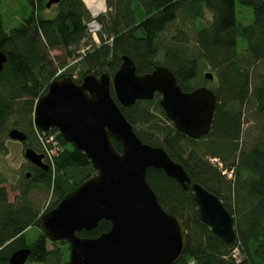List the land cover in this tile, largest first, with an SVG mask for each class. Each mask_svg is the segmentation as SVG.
Here are the masks:
<instances>
[{
  "label": "trees",
  "instance_id": "obj_1",
  "mask_svg": "<svg viewBox=\"0 0 264 264\" xmlns=\"http://www.w3.org/2000/svg\"><path fill=\"white\" fill-rule=\"evenodd\" d=\"M25 1L29 15L8 32L0 13V52L6 56L0 71V152L6 153L4 141L12 129L23 131L35 151L51 148L48 135L54 133L60 149L46 161L48 170L29 165L31 175L12 188V201L0 186V264H11V255L24 247L30 249L25 264H68L69 243L51 241L41 230L40 218L96 170L57 129L44 133L34 126V106L59 67L65 68L59 78L77 73L72 79L80 83L88 74L113 77L123 56L134 62L137 74L163 65L184 92L206 86L216 97L209 133L199 139L175 128L159 105L158 93L129 107L118 104L144 143L165 149L191 184L216 195L234 218L236 238L225 243L200 220L191 185L184 190L162 169L148 168L146 179L159 204L177 216L186 231L185 251L175 264H264V0H105L107 11L97 19L100 43L82 53L81 46L90 40V14L82 0H61L49 8L48 0ZM236 2L252 10L251 23L237 21ZM205 13L210 20L194 30V45L184 29L162 39L180 14L197 20ZM238 39L243 40L240 49ZM204 68L212 80L205 74L199 77ZM199 78V86L194 85ZM111 94L115 99L112 88ZM112 141L120 152V144ZM224 170L232 178L222 174ZM32 190L50 193L49 204L41 207ZM33 227L40 232L29 241L27 230ZM109 228L110 222L101 220L78 235L96 238Z\"/></svg>",
  "mask_w": 264,
  "mask_h": 264
},
{
  "label": "water",
  "instance_id": "obj_2",
  "mask_svg": "<svg viewBox=\"0 0 264 264\" xmlns=\"http://www.w3.org/2000/svg\"><path fill=\"white\" fill-rule=\"evenodd\" d=\"M61 0H48L46 7ZM6 56L0 52V71ZM209 80L210 73H205ZM111 88L115 99L111 94ZM160 94L159 105L175 128L191 139L209 133L216 97L206 86L184 92L173 73L163 65L137 74L134 62L122 57L113 77L85 75L80 83L69 76L54 79L34 106V126L40 131L57 129L62 139L86 154L96 173L67 193L40 218L41 230L51 241L69 243L68 264H175L185 251L182 221L167 213L146 179L148 168L162 169L184 190L191 185L200 220L225 243L236 238L233 216L221 201L201 185L192 183L184 168L159 146L144 143L119 105ZM116 100V101H115ZM118 102V103H117ZM9 138L21 143L27 135L18 129ZM115 139L121 146L118 152ZM26 160L48 170L45 155L24 149ZM26 173V178L30 177ZM101 220L108 231L96 238L78 235L94 229ZM28 247L15 251L11 264H25Z\"/></svg>",
  "mask_w": 264,
  "mask_h": 264
},
{
  "label": "rangeland",
  "instance_id": "obj_3",
  "mask_svg": "<svg viewBox=\"0 0 264 264\" xmlns=\"http://www.w3.org/2000/svg\"><path fill=\"white\" fill-rule=\"evenodd\" d=\"M105 5H106V1H105ZM106 11H107V5H106ZM235 12H236V19L239 23L246 25L252 22L253 13L250 8L236 2ZM0 13L3 19L4 29L8 32L11 29L19 26L23 22V20L27 18V16L29 15V7L25 0H0ZM209 20H210V15L208 13H205L203 19H197V20L193 19L190 16L180 14L177 18V21L174 22L170 27H168L167 31L162 35V39L163 40L168 39L169 37L174 35L176 30L184 29V31L187 32V34L190 37L189 39L190 45H194L192 41L194 30L197 29L201 24H206ZM184 24L185 26H183ZM92 45L94 44H92L90 40L89 41L87 40V43L81 46L80 53L90 49ZM242 45H243V40L238 39L239 49L242 47ZM68 64L72 65L70 60L68 61ZM64 69L65 68L59 67L56 70L55 79H60L59 77L63 74ZM205 73H210V71L207 68H204L201 71L199 77L201 78L202 74ZM72 77L76 79L77 73H74ZM200 78L197 82H194V85L199 86V84L201 83ZM245 126L246 125L244 124V128ZM4 147L6 153L4 154L3 152H0V181H1L0 186L2 185L8 190L9 200L12 201L16 195V192L12 190V188L14 187L18 188V186L23 185V181H22L23 177L26 175L27 172H29L28 167L29 165H31L24 156V149L26 147H30V148L32 147L28 145L27 141L25 143H21L11 138L5 139ZM36 148L38 149V151L36 152L44 154V147L42 148L36 147ZM47 160L49 159L47 156H45L44 161L46 162ZM210 161L212 163H214L215 161L218 162L217 159H211ZM226 172H227L226 174L227 178L229 179L230 172L229 171ZM31 197L35 201H39V203H41L42 205L41 207H45L49 204L51 195L49 193L48 195L44 196L36 192L35 190H32ZM39 232H40L39 227H33L31 229H28L27 230L28 240L32 241L38 235ZM233 254L236 257V259H240V256L238 255L237 251H235ZM27 264H37V263H27Z\"/></svg>",
  "mask_w": 264,
  "mask_h": 264
},
{
  "label": "built area",
  "instance_id": "obj_4",
  "mask_svg": "<svg viewBox=\"0 0 264 264\" xmlns=\"http://www.w3.org/2000/svg\"><path fill=\"white\" fill-rule=\"evenodd\" d=\"M83 2L90 14V19L86 22V32L88 33L92 44L98 45L100 43L99 33H101L102 28L97 19L100 15H102V13L106 11L105 0H83ZM110 41L111 39L108 42ZM48 142H50L52 146L49 149L44 148V155L47 156L48 159H51L52 156H54L57 153V150L60 149V145L56 138V134L54 133L49 134ZM218 165L221 167L220 163H218ZM223 174H227V172L223 171ZM229 174L231 176V177L229 176L230 179L232 178V174L231 172Z\"/></svg>",
  "mask_w": 264,
  "mask_h": 264
},
{
  "label": "flooded vegetation",
  "instance_id": "obj_5",
  "mask_svg": "<svg viewBox=\"0 0 264 264\" xmlns=\"http://www.w3.org/2000/svg\"><path fill=\"white\" fill-rule=\"evenodd\" d=\"M49 131V130H48ZM42 132H47V131H42Z\"/></svg>",
  "mask_w": 264,
  "mask_h": 264
},
{
  "label": "bare ground",
  "instance_id": "obj_6",
  "mask_svg": "<svg viewBox=\"0 0 264 264\" xmlns=\"http://www.w3.org/2000/svg\"><path fill=\"white\" fill-rule=\"evenodd\" d=\"M57 138V137H56Z\"/></svg>",
  "mask_w": 264,
  "mask_h": 264
}]
</instances>
